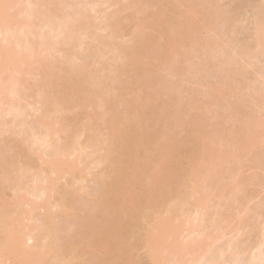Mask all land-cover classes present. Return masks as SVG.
Wrapping results in <instances>:
<instances>
[{
	"label": "bare ground",
	"instance_id": "6f19581e",
	"mask_svg": "<svg viewBox=\"0 0 264 264\" xmlns=\"http://www.w3.org/2000/svg\"><path fill=\"white\" fill-rule=\"evenodd\" d=\"M178 1H184L186 7ZM204 2L205 0H158L163 9H171L175 5L183 7L178 13L183 20H179L178 24L188 22L187 28L191 23V13H196ZM118 6L120 7L118 0H0V136L4 133L17 135L18 141L22 142L30 153L24 157V161L15 162L8 151L0 146V188L4 190L10 186V190L14 191V195L13 191L11 196L8 195L12 198L10 200L6 193H0V264H70L63 254L62 245L57 243L56 225L53 220L63 212L66 218H70L67 213L77 209L81 215L79 223L84 224L90 216L86 214L91 209H87L89 201H85L82 208L75 207L73 200L82 198L84 194L94 190H103L100 194L96 193L101 199L109 196L111 189L115 188L112 185L119 186L116 192L122 190L121 184L128 185L126 194L121 199L104 198L108 209L100 217L103 225L99 230L92 232L96 236L105 233L114 243L113 250L107 258L97 257L92 255L93 246L89 244L92 242H88L89 250L87 248L85 251L88 254L84 260L85 264H129L131 244L128 237L138 220L148 213H153V216L147 223L142 245L150 264H237V260L242 262V247L239 249L237 246L239 243H235L237 251L232 246L234 243H227L228 245L220 247L219 251L213 249V244L227 232V214L223 212L227 207L234 203L238 205L235 208L241 206L246 214L250 212L247 200L252 199L253 195L251 197L244 191L241 169L246 162H243L254 152L255 155L250 157L252 161H247L254 163V167L264 168V62L253 68L256 58L264 57V29L261 22L259 23L260 20L256 16L259 21L255 18L254 41L251 40L255 42V48L253 44L250 47H247L249 44L237 47V51L233 50L234 55L223 63L224 67L221 65L218 68L220 78L217 72L219 70L215 72V75H218L215 78L218 80L215 82V87L218 85L215 90L220 94L232 68L244 70L245 65L251 67L252 60L251 68L255 69V78L252 77V80L234 82L236 97H233V102L237 104L235 103L231 116L234 121L233 140L228 141L222 134L213 133L209 144L203 147L200 153L190 147V142L184 144L177 141V160L174 170L172 169L173 174L167 172L158 195L153 193L159 181L153 182L151 178L155 174H164L161 165H157L156 172L153 170L152 174L151 167L155 162L147 167L141 185L143 189L151 192L147 195L142 189L133 188L132 181L128 178L134 170V165L129 159L136 154L135 148L132 150L128 142L139 143L147 139L149 135L144 129V123L138 126L130 124L120 133L113 134L101 132L96 122L100 110L103 109V94L110 89V85L118 82L107 80L117 78V64L123 63L125 58L123 50H130L132 55H136L146 47L141 41L143 33L139 25L129 41L125 44L120 42L113 24V20L121 11ZM110 7L114 9L109 11ZM156 12L153 22L161 16L169 24L170 16L163 15L159 10ZM215 35L218 36V33L215 32ZM94 43L97 45L94 46ZM219 47L223 50L222 45L219 44ZM213 52L219 50H204L202 54L208 57ZM205 59L202 61L205 62ZM242 59L244 62L248 61L249 65ZM114 62L116 65L110 69L109 75L104 74L109 68L100 75L95 74L101 69L104 70L105 64L110 66ZM206 64L203 66L204 70ZM55 74L65 78V81L61 82L63 85H54L55 81H50ZM31 77L37 79L34 85L28 82ZM82 79L91 81H77ZM81 82L89 87L83 101L88 104L90 110L86 113V120L80 125L78 122L75 124L76 114L71 117L72 123L67 120V128H64L66 118L63 116V105L81 101L73 98V92L83 85ZM58 86L66 90L56 96L55 92L61 91ZM156 100L145 105L148 109L147 111L145 108V112L151 114V117L157 115ZM242 100L246 102L245 108L242 106ZM82 107L79 106V109ZM26 109L33 111L35 117L30 115L31 119L27 120L24 116ZM209 112L202 114L201 122L204 118H219L217 111ZM52 113L62 115L60 114V119L54 116L55 119L52 118ZM111 119L112 122L115 120L114 117ZM166 127L164 128L167 129ZM160 132L166 137V131ZM146 141H149V138ZM164 146L166 143L161 144L162 148L158 152L160 157L163 155ZM149 158L151 159V155ZM185 158L186 164L180 162ZM113 162L117 163V166H114ZM162 163L163 161H160V164ZM99 165H105L101 172L89 171L92 166ZM107 170V177L112 180L100 186L98 180L103 179ZM77 172L93 176L96 185L88 188L79 185L81 181L75 176ZM67 177L69 179L60 184V180ZM168 178L172 180L167 182ZM56 195H59L58 198ZM146 196L150 201L142 203ZM215 196L220 202L216 203L217 208L210 215L207 212L209 202ZM52 197L55 199L54 203ZM68 202L70 206L67 208ZM138 202L143 212L136 210ZM149 203L151 205L148 206ZM116 208L123 214L117 215ZM83 219L86 221H82ZM259 245L261 244L258 243ZM253 247L255 249L257 246ZM233 249V258L231 255V258L229 257L232 260L220 263L218 258L227 251L232 254ZM257 249L256 252H251L252 255L246 258L249 259L244 264L259 263L262 248L259 246ZM242 250L245 254L248 253V249ZM214 253L217 254L215 257ZM83 262L79 264H84ZM140 263L139 260L136 261V264Z\"/></svg>",
	"mask_w": 264,
	"mask_h": 264
},
{
	"label": "rangeland",
	"instance_id": "374dc122",
	"mask_svg": "<svg viewBox=\"0 0 264 264\" xmlns=\"http://www.w3.org/2000/svg\"><path fill=\"white\" fill-rule=\"evenodd\" d=\"M118 1L120 5V7H118L121 11L113 20L118 39L125 44L131 39L134 30L139 25L143 33L141 41H143V45L146 47L142 52L136 55H132L130 50H123L122 53H124L125 58L123 63L119 62L117 64L119 67L116 70L117 78L115 80H107L118 82L110 85V89L103 94L102 100L104 105L97 116L96 122L99 124L101 132L113 134L120 133L122 129L130 124H136L138 126L144 123V129L149 135L147 137L149 141L145 139L144 141L146 142H128L129 147L132 150L133 148L136 150V154L130 156L129 159V162L131 161L134 165V170L130 173L128 178L132 181L133 188L136 190L142 189L147 195H150L151 192L147 189H143V186H141L143 184L142 181L145 171L152 162L155 163L151 167V174L153 170L156 172L157 165H161V171L164 174H155L151 178L153 182L159 181L153 193L154 195H158L161 192V187L167 172L173 174L172 169L175 167L177 160V147L175 146L177 141L184 144L190 142V147L200 153V150L209 144L210 137L213 133L222 134V137L228 141L231 139L233 140V136H235L233 132L234 121L231 116L233 114V107L236 103L233 102V97L235 95L234 82L249 81V79H253L252 77L255 78L253 75L255 69L253 68L259 67V64L261 65L262 62H264V57L259 58L260 55L258 57L259 59L256 58L257 61L253 60L255 61L254 65L251 60V63H249L254 66L251 65L253 68L246 67L245 64H248V61L245 60L246 62H244V59H242L245 63L242 62L245 65H243L245 69L242 70V67L241 70L232 68L228 77H226V83L224 82L225 85L220 94L215 90L218 87V83L216 84L217 87H215V82L217 80L215 78L218 76L215 75L217 74L215 72L226 60H228L232 53H234L233 50H236L237 47H244L247 46V44H249L247 47H250V45L253 44L255 48V42H251V40L254 41V20L257 16L260 21L256 19L259 23L261 22L260 24L264 29V0H205L203 5L197 9L196 13H191L189 17L191 22L189 28H187L189 25L188 22H184L182 25L178 24L179 20H183L182 17L178 16L179 11L183 9V7L180 8L179 5H175L171 9H163V6L159 5L158 0ZM178 2L186 7L184 1ZM131 5L134 6L129 8ZM108 9L111 11L114 8L110 7ZM158 10L162 11L163 15L170 16L171 20H169V24H167L165 18L161 16L157 17V20L153 22V19L157 15L156 11ZM215 32L218 33V36L215 35ZM219 44L223 46V50H220ZM93 45L96 46L97 43ZM218 47L219 52H213L211 56L209 55L207 57L202 54L204 50H208L209 52L218 51ZM205 58H207V60ZM204 59L205 62L208 61L207 64L202 61ZM248 60L250 59L248 58ZM202 62L207 66L205 69L206 71L203 69L204 65ZM115 65V62L110 66L105 64L104 70L101 69L95 74L100 75L104 73L105 69L109 68L108 71L104 73L108 74L111 71L110 69ZM224 65L221 67H224ZM218 70L217 72L219 74L220 69ZM57 72L58 71H56V73ZM220 75L221 73L219 74V78ZM36 80V78L31 77L28 79V82L34 85ZM50 81H55L54 85H57V83L63 85L61 82L65 81V78L59 76V74H55L50 78ZM77 81L91 80L82 79ZM81 84L83 85H81L76 92H73V98L81 101L70 102L63 105V116L66 118L63 123L64 128H67L68 121L72 123L73 120L71 117H74L76 114L77 118L75 124L78 122L80 125L86 120V113L90 110L89 107H87L88 104L83 101V97L86 95L89 87L86 83L81 82ZM58 87H60L61 91L59 93L55 92L56 96L66 90L61 86ZM155 99H157V106H155L157 115L151 117V114H146L148 109L145 105L148 102H153ZM243 100L246 101V99ZM243 100L241 102H243ZM245 101L242 103L243 105L241 104L243 107L246 105ZM248 104L247 101V105ZM151 105L152 104H150V106ZM79 106L83 107L79 109ZM29 109H26L24 112V116L27 120L31 119L30 115L35 117V113L33 114V111ZM208 110L217 111L219 118L217 120L204 118L203 122H201L200 117L203 116V113H210ZM60 114L61 113H52V118H59ZM112 117L115 118L113 122L111 119ZM8 120H10V118ZM164 125L167 126V129L164 128ZM161 130L163 132L166 131V137L162 135L160 132ZM17 137V135L7 133L0 136V146L8 151L10 157L15 162L19 160L24 161V157L30 155L27 147L22 142L20 143ZM83 139L84 137L81 138V140ZM163 143H166V146H164L165 148L163 147V155L160 157L158 152L162 148L161 144ZM11 147L12 150L10 151ZM166 154H172L173 156L169 157ZM252 154L253 156L255 155L254 152H251V156ZM150 155L151 159L149 158ZM251 156L249 155L248 158L247 155V160H251ZM247 160L243 162L246 163L243 164L244 167L242 166L241 175L244 180V191L249 193L248 195H251V197L253 195L252 199H249L250 201L247 200L250 212H248V210L246 214L241 206L235 208V206L238 205L234 203L227 207L223 211L227 214L226 222L224 221L226 226L224 223L222 224L226 228L222 227V229L228 228V233L226 232V234L223 235L224 237L219 239V241L218 239L216 240L213 244V249H218L219 251L220 247L229 242L234 243V245L235 243H239L240 245L236 244L239 249L240 246L244 250L248 249L246 250L248 253L245 254V251L241 248L240 252L243 253L241 255L244 261L238 262L237 260V264H244L250 258L253 251L255 250L254 252H256V250L259 249H257V247L260 246V248H262L260 249L262 251V255L260 256L262 257L259 256L258 261L260 264H264V168H260L261 166L259 168H257L258 166L254 167V163ZM160 161H163V163L160 164ZM180 162L186 164L187 159H181ZM251 163L253 167H251ZM113 165L117 166V163L113 162ZM104 167L105 165L92 166L89 171L92 173L101 172ZM107 174L108 170L103 174V179L101 181L98 180L100 186L104 183L108 184L111 182L112 179L107 177ZM75 176L81 181L79 185L82 184L87 188L96 185L94 177L87 175L85 172H77ZM68 179L69 177L61 179L60 184L65 183ZM171 180L172 178H168L167 182ZM135 181L136 183H133ZM112 186L115 188L111 189L112 191L109 193V196L106 195L104 198H123L127 192L128 185L121 184L120 187L123 191L119 190L118 192H116V190L119 186ZM10 188L12 187L9 186L4 188V190L0 188V193L3 195L6 193L7 196H11L13 190H10ZM99 188L100 187H98V189ZM102 191L103 190H94L89 194H84L82 198L73 200L75 207H81L85 205V201H89V207H87V209H91H89V212L86 214H90V216L87 215L89 216L87 222H85L87 218L86 220H84L85 218L82 220L85 223L81 221L84 224L79 223L81 215L77 209H75L74 212L72 210L67 213L70 218H66L65 212H63L60 217L53 220L56 225L57 243L62 245L63 254L65 258L69 260L70 264L82 263L85 258L88 257V254L85 253L87 248L89 250L88 242H92L89 243L93 246L92 255L97 257L107 258L113 250L114 243L109 240V237L105 233L99 236L92 234L94 230H99V227L103 225L100 217L105 213V210L108 209L104 202V198L100 199L98 197ZM97 192L99 193L98 195H96ZM12 195H14V191ZM9 196L8 199H12ZM58 196L59 195H56V198H58ZM54 198L52 197L53 203L55 200ZM215 198L216 196L212 197V200L209 202L207 212L210 215L217 208L215 207L216 203L218 201L220 202V200H216L218 197ZM149 201V197L146 196L141 202L148 203ZM167 201H169V197H167ZM119 205L120 202L118 206ZM149 205L151 204L149 203L148 206ZM69 206L70 203L68 202L66 207L68 208ZM82 208L84 207L82 206ZM136 210L138 212H143L139 202L137 203ZM115 213L119 216L123 214V212L119 213L117 208ZM151 216H153V213H148L143 219L140 218L128 237V242L131 244L129 264H136L137 260L141 262L140 264H150L149 257L146 254L147 252L144 251L145 249L142 245V238ZM71 226H73V228L70 229ZM105 226L107 227L109 225ZM214 234H216V232H214ZM258 243L261 245L263 244L262 247L261 245L258 246ZM234 245L232 244L235 249L236 245ZM253 246L257 247L254 249ZM233 250L232 254L227 251L221 258H218V256L216 258L221 261L220 263H225L227 260L231 261L232 259L230 258H233L232 255L235 253V250L234 252ZM216 255L217 254H215L214 257ZM234 256L235 258L237 257V255ZM248 256L249 258L246 260ZM83 263L85 264V261ZM123 264L127 263L124 262Z\"/></svg>",
	"mask_w": 264,
	"mask_h": 264
}]
</instances>
